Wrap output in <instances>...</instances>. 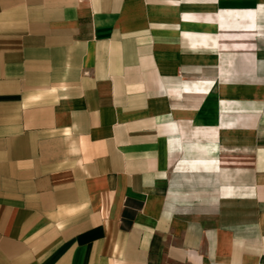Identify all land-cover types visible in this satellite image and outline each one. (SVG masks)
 Wrapping results in <instances>:
<instances>
[{
	"label": "crops",
	"instance_id": "crops-1",
	"mask_svg": "<svg viewBox=\"0 0 264 264\" xmlns=\"http://www.w3.org/2000/svg\"><path fill=\"white\" fill-rule=\"evenodd\" d=\"M0 264H264V0H0Z\"/></svg>",
	"mask_w": 264,
	"mask_h": 264
}]
</instances>
